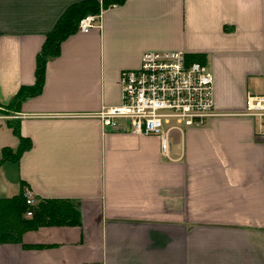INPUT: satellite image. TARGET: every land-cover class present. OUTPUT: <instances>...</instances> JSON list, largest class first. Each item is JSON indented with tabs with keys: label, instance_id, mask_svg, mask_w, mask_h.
Wrapping results in <instances>:
<instances>
[{
	"label": "crops",
	"instance_id": "crops-1",
	"mask_svg": "<svg viewBox=\"0 0 264 264\" xmlns=\"http://www.w3.org/2000/svg\"><path fill=\"white\" fill-rule=\"evenodd\" d=\"M81 1L0 0L1 106L33 84L44 35ZM97 16L47 61L41 92L0 113V199L23 185L34 203L74 202L80 225L26 231L0 244V264H264V118L245 114L264 94V0H125ZM164 51L201 57L215 113L164 125L162 154L157 136L96 114L120 105L122 71ZM7 120L29 142L15 160H1L19 146Z\"/></svg>",
	"mask_w": 264,
	"mask_h": 264
},
{
	"label": "built area",
	"instance_id": "built-area-1",
	"mask_svg": "<svg viewBox=\"0 0 264 264\" xmlns=\"http://www.w3.org/2000/svg\"><path fill=\"white\" fill-rule=\"evenodd\" d=\"M97 18L88 15L81 19L77 32H88ZM213 103L212 76L204 64L187 61L180 51L145 52L138 68L120 73V105L103 107L96 116L112 129L117 119L128 120L133 133L157 136L165 154L167 131L204 124L215 113ZM245 114L264 118V94H248ZM164 125H168L167 131H163ZM24 194L26 204H33L26 191Z\"/></svg>",
	"mask_w": 264,
	"mask_h": 264
},
{
	"label": "trees",
	"instance_id": "trees-1",
	"mask_svg": "<svg viewBox=\"0 0 264 264\" xmlns=\"http://www.w3.org/2000/svg\"><path fill=\"white\" fill-rule=\"evenodd\" d=\"M124 1L84 0L67 7L53 28L44 35L43 42L35 55L33 84L20 86L7 105H0V113L17 112L22 102L37 96L41 92L47 61L56 57L59 54L61 43L77 32L81 19L88 15H98L100 10L113 5H121ZM186 60L203 64L201 57L197 55H188ZM7 122L18 138L19 146L14 153L9 149H3L1 160H15L29 147V142L19 134L16 123L8 120ZM24 193L23 185H21L17 195L0 199V244L20 243L24 232L39 227L80 225L79 210L74 202L62 199H37L35 203L29 205L26 204ZM26 212H31V215L27 216Z\"/></svg>",
	"mask_w": 264,
	"mask_h": 264
}]
</instances>
